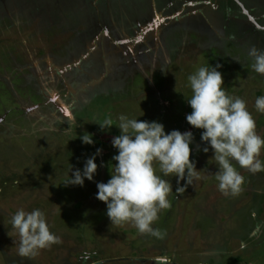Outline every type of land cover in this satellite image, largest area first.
<instances>
[{"label": "rangeland", "instance_id": "1", "mask_svg": "<svg viewBox=\"0 0 264 264\" xmlns=\"http://www.w3.org/2000/svg\"><path fill=\"white\" fill-rule=\"evenodd\" d=\"M253 45L264 49V0H0V264H264V228L252 235L264 224V172L234 164L243 190L223 195L204 130L186 120L188 76L221 65L227 95L246 101L264 137ZM122 114L194 135L202 179L177 194L186 181L162 177L173 186L153 224L162 238L111 225L96 198ZM97 149L94 181L66 184ZM21 208L44 212L60 243L20 257L11 216Z\"/></svg>", "mask_w": 264, "mask_h": 264}, {"label": "clouds", "instance_id": "2", "mask_svg": "<svg viewBox=\"0 0 264 264\" xmlns=\"http://www.w3.org/2000/svg\"><path fill=\"white\" fill-rule=\"evenodd\" d=\"M247 54L253 60L252 70L264 75V49L253 45ZM220 67H200L188 76L192 95L187 103L192 112L186 115V120L194 128L204 130L201 141L207 146L203 151L207 153L211 148L214 153L212 160L219 166L215 174L219 191L225 196H237L243 190L245 178L234 164L252 174L264 172V161L259 158L264 150V137L257 133L256 121L246 101L227 95ZM255 108L264 113V96L256 99ZM99 124L102 130L116 125L110 118ZM116 126L120 129V135L112 140L118 150L112 158L116 163L111 179L97 183L96 198L106 204L111 225L130 223L141 234L162 238L161 230L153 224L162 210L171 207L168 197L173 193L170 180L162 177H176L178 184L186 181L184 186L177 187V194L202 179L199 174L202 170L198 171L190 159L193 132L172 130L166 133L160 122L141 121L123 114L118 117ZM81 139L85 144H94L91 134ZM102 151L97 149L96 154L86 160L83 170H75L66 184L83 187L85 180L94 181L98 171L96 158ZM11 226L19 237L17 254L20 257L35 258L41 250L60 243L40 209L30 212L18 209L11 216ZM262 228L264 224H258L252 235L258 236Z\"/></svg>", "mask_w": 264, "mask_h": 264}, {"label": "flooded vegetation", "instance_id": "3", "mask_svg": "<svg viewBox=\"0 0 264 264\" xmlns=\"http://www.w3.org/2000/svg\"><path fill=\"white\" fill-rule=\"evenodd\" d=\"M95 264V263H94ZM96 264H98V263H96Z\"/></svg>", "mask_w": 264, "mask_h": 264}]
</instances>
